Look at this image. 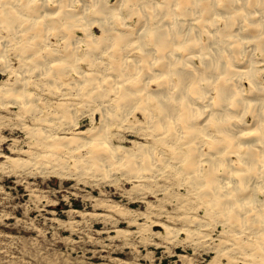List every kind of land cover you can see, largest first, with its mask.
<instances>
[{"label":"bare ground","instance_id":"6f19581e","mask_svg":"<svg viewBox=\"0 0 264 264\" xmlns=\"http://www.w3.org/2000/svg\"><path fill=\"white\" fill-rule=\"evenodd\" d=\"M0 74L36 140L15 172L170 178L206 215L188 243L215 224L229 259L264 264V0H0Z\"/></svg>","mask_w":264,"mask_h":264},{"label":"rangeland","instance_id":"374dc122","mask_svg":"<svg viewBox=\"0 0 264 264\" xmlns=\"http://www.w3.org/2000/svg\"><path fill=\"white\" fill-rule=\"evenodd\" d=\"M14 64L18 65L16 60ZM8 76L0 74V84L14 82ZM22 110L0 108V164L4 165L0 168V264H242L238 254L237 259L224 254L226 235L222 227L214 229L213 222L204 230L212 238L198 241V246L187 242L185 228L201 231L197 219L206 215L170 178L158 180L157 189L152 184L136 189V183L123 175L113 182L96 183L91 178H62L26 166L15 172L7 157L28 158L22 153L36 141L23 129L24 123L32 126L33 121ZM90 120L83 119L80 129L93 128L96 123ZM127 131L116 130L120 141L116 144L132 148L127 142H145Z\"/></svg>","mask_w":264,"mask_h":264}]
</instances>
